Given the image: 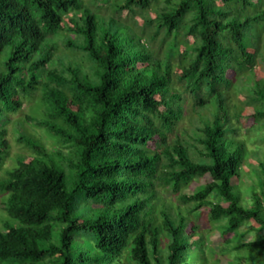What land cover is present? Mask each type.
I'll return each instance as SVG.
<instances>
[{
  "label": "trees",
  "instance_id": "16d2710c",
  "mask_svg": "<svg viewBox=\"0 0 264 264\" xmlns=\"http://www.w3.org/2000/svg\"><path fill=\"white\" fill-rule=\"evenodd\" d=\"M153 2L0 0V167L5 123L25 95L38 91L43 115L28 117L53 140L48 149L24 122L13 126L30 157L0 176V264H188L192 249L193 261H206L196 251L206 237L187 231L200 216L233 234L225 241L235 239L239 263L264 260V162L244 203L233 180L248 150L234 136L226 75L246 71L242 88L264 121V77L250 83L257 58L264 63V0ZM187 96L197 143L184 144L171 134ZM248 223L263 233L242 241Z\"/></svg>",
  "mask_w": 264,
  "mask_h": 264
},
{
  "label": "rangeland",
  "instance_id": "374dc122",
  "mask_svg": "<svg viewBox=\"0 0 264 264\" xmlns=\"http://www.w3.org/2000/svg\"><path fill=\"white\" fill-rule=\"evenodd\" d=\"M90 0H86V3L91 5V3H88ZM165 0H157V2H153V6L161 7L164 5ZM95 1H93L94 3ZM218 3H221V1H218ZM95 6V5H93ZM104 7V5H103ZM151 15H154V9L150 8ZM105 14L109 15L112 13V9L108 8L105 12ZM128 14V10H124L122 13V16L125 17ZM117 18L121 17V14H115ZM66 20L69 19V17H65ZM123 20H125L123 18ZM134 21L138 23H142V17L139 15L135 16L133 18ZM132 23L133 26L136 27V25L132 21H128ZM137 28V27H136ZM72 37H74V34H71ZM61 39V37H60ZM189 41H192V37H189ZM260 49L264 51V36L260 43ZM63 46L61 45V48L58 50V54H63ZM252 51H255V48L252 49ZM81 59L79 58L78 61ZM177 64V63H176ZM176 68V66H175ZM177 69V68H176ZM253 79L251 80V84H253L254 79H259L264 77V63L260 59V57L257 58L255 65L253 66ZM246 73V71H244ZM245 73L242 72H236L234 69L229 68L226 71V75L229 79L233 81L232 89L230 90V93L232 94L229 96L228 101L230 103V119L232 121V125L237 128L236 134L234 136L237 138H240L245 141L247 146V155L245 158V164L242 167V175L241 177H236L233 181L236 186L239 187L241 190V195L243 197V202L248 203L251 201V190L250 186L251 184H255V188H258L257 182H258V175L261 172L262 166L261 162H264V121L258 122L256 121L255 116V103L251 101L249 93L242 88V86L245 83ZM247 74V73H246ZM179 86V85H178ZM239 86L240 88H238ZM238 89V91L236 90ZM25 98V99H24ZM22 100V106L21 108L16 111L9 113V120L5 123V126L9 129V132L6 136L7 139L10 141L9 146V154L6 156L3 165L0 167V176L5 174V170L17 162V156L24 155L27 157H30L29 153L30 150L27 149L24 144H21L17 140H15V134L12 132L14 124H16L17 120H20L21 122H24V126L29 128L34 134L33 138L35 140H41L44 142L45 146L48 149H51L53 140L49 136V134L44 130V127L37 126L31 118L28 116L32 114L36 115H43V110L41 108L42 100H38L39 94L38 91L33 92V95H25V97ZM187 103L184 107V116L181 118L179 122H177L176 128L174 133L171 134V139L179 138L184 144L187 142H196L193 138L195 136V131L197 130L196 126V120L198 117L196 116V109L194 110L192 107L191 100L189 96H187ZM164 108V107H162ZM240 111V117L237 118L238 112L235 113V110ZM198 110V109H197ZM201 113L206 114L209 118H212L211 111L209 109H203ZM204 116V115H203ZM204 118V117H203ZM206 119V118H205ZM19 125V124H18ZM197 143V142H196ZM152 147H154V141L150 143ZM212 178L209 174H207L204 177L196 178L192 184L182 190V192L187 193H193L200 184L206 183L208 181H211ZM159 192L162 194L163 199L166 202L169 203H175V205H179L182 208H185L183 204L178 199V194H176L171 188L169 187H158ZM236 190V189H235ZM237 191V190H236ZM1 196V195H0ZM1 199V198H0ZM212 200H217L215 197H211ZM1 202V200H0ZM176 205V206H177ZM203 212H207L209 208L207 206H204L201 208ZM3 211L1 210L0 206V218L3 216ZM253 221H251V224H254L256 227L258 224H255ZM196 223L200 225L198 229H191V226L193 222L189 223V226L187 228V231L189 233H193L194 235L192 238H194L196 235L199 237V234H203L205 239V244L203 246H199L196 251L198 252H205L204 254L208 258L205 261V257L201 256V259H199L197 262L193 261L191 258L194 253L192 249V254L188 258L187 263L188 264H241L238 261L239 252L234 248L235 245V239L231 243L225 241V237L229 238L232 237L233 234L229 233L228 235L224 236L220 232V229H218L217 226L209 222V220L206 219L205 216H200L196 220ZM2 223L0 222V225ZM250 223L246 224L242 231H244L242 241H248L253 238H255L258 234L263 233L262 231H257L253 228H251ZM197 233V234H195ZM214 246L215 248H213ZM241 255H243L241 253ZM122 264H128L127 262H123ZM242 264H264V260L256 263H246L243 262Z\"/></svg>",
  "mask_w": 264,
  "mask_h": 264
}]
</instances>
